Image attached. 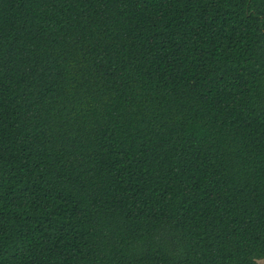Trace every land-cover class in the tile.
Wrapping results in <instances>:
<instances>
[{
  "label": "trees",
  "instance_id": "1",
  "mask_svg": "<svg viewBox=\"0 0 264 264\" xmlns=\"http://www.w3.org/2000/svg\"><path fill=\"white\" fill-rule=\"evenodd\" d=\"M264 262V0H0V264Z\"/></svg>",
  "mask_w": 264,
  "mask_h": 264
},
{
  "label": "rangeland",
  "instance_id": "2",
  "mask_svg": "<svg viewBox=\"0 0 264 264\" xmlns=\"http://www.w3.org/2000/svg\"><path fill=\"white\" fill-rule=\"evenodd\" d=\"M259 264H264V262L261 261V262H259Z\"/></svg>",
  "mask_w": 264,
  "mask_h": 264
}]
</instances>
